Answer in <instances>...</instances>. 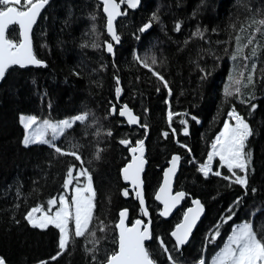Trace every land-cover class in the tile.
<instances>
[{
  "label": "trees",
  "instance_id": "trees-1",
  "mask_svg": "<svg viewBox=\"0 0 264 264\" xmlns=\"http://www.w3.org/2000/svg\"><path fill=\"white\" fill-rule=\"evenodd\" d=\"M250 6L264 8V0H250ZM122 7L127 14L120 20L131 19L136 23L137 30L129 35L118 28L121 40L112 56L104 46L110 37L100 0H50L32 31L35 54L47 66H13L5 80L0 82V256L5 258L7 264H41L42 261L49 264H94L92 256L86 251L93 247L89 242L91 238L86 240L84 237L75 238L69 250L52 261L50 258L58 251L59 230L52 225L47 229L33 228L24 218L32 207L45 206L46 209L50 198L65 194L71 201L74 187H62L65 171L70 163L77 164V167L80 165L70 156L54 157L46 146L24 147V128L20 123L23 113L39 119H61L89 113L88 119L83 124H74L66 131V138L62 137L58 144L66 150L70 144H79L78 154L92 175L95 208L89 230H94L99 240L97 261H105L108 254L118 250L116 225L122 209L129 210L130 223L144 217L140 202L124 184L121 171L131 159L130 148L136 145L137 140L146 139L149 162L144 176L146 192L154 189L152 186L160 173L162 176L171 156L161 161L159 147L166 142H161L158 125L154 124L152 115L153 103L162 95L165 87L158 83L148 88L135 81L136 97L144 103L141 109L137 100L128 98L126 78L134 79L131 74L140 71L135 55L148 59L156 57V53L162 49L168 51V64L175 71L167 80L172 87L191 88V79L196 74L202 75L200 68L211 72L206 80L194 83V100L182 105L183 112L176 119L178 134L186 140L191 152H174L181 157L175 189L184 191L186 198L180 209L181 216L169 234L194 199H200L205 207V215L191 242L183 247L179 256L181 264H195L207 243V234L214 231L221 217L230 215L228 209L236 198L243 196L239 185L229 187L228 181L212 174L205 179L197 170L200 164L206 162L211 144L233 107L255 133L249 138L246 149L251 150L249 168L254 171L249 173L248 195L244 196L238 208H233V220L221 227V234L215 243L207 244L205 255L210 260L237 223L251 220L258 232L264 226V213L258 204L259 198L264 195V178L257 177L254 163L255 142L259 141L264 149V82L258 81L255 86V99L252 101L258 105L255 111L251 110L250 105L241 103L238 97L231 98L230 103L226 101L223 90L233 62L224 55L226 45L216 43L228 40L230 24L245 18L243 8L237 7V0H141V5L136 8H130L127 4H122ZM153 13H157L160 22H153L147 31L139 32ZM177 23L181 25L179 32L175 31ZM197 25L201 29H208L205 39L210 43L192 37ZM16 27L11 26L8 34L18 39V31L14 30ZM185 40L190 41L186 47ZM93 44L99 47H93ZM209 49L222 59L216 61L209 54ZM117 76L122 88L118 99L115 91ZM112 105L116 106L117 111L123 105L130 106L141 117V123L148 125L146 138L145 129L131 127L119 117L118 112L109 115ZM145 109L148 111L145 112ZM196 112L202 113L203 127L209 125L207 129L192 123L190 115ZM181 119L187 120V125H181ZM184 127L188 128V135L184 134ZM109 130L111 136L107 135ZM121 139L130 140L131 145H121ZM98 149L102 150L99 160L95 159ZM151 149L154 150L153 157L150 155ZM218 166L216 164L214 169L228 174L226 168ZM86 180V177H80L74 181V185L82 186ZM253 188L256 189L254 193L251 191ZM124 189L129 190L127 197L122 194ZM146 200L153 223L151 244L155 238V218L160 220L164 229L176 213L171 219L163 220L160 217L161 207L154 198L152 202L149 198ZM101 221L104 231H100Z\"/></svg>",
  "mask_w": 264,
  "mask_h": 264
},
{
  "label": "snow or ice",
  "instance_id": "snow-or-ice-1",
  "mask_svg": "<svg viewBox=\"0 0 264 264\" xmlns=\"http://www.w3.org/2000/svg\"><path fill=\"white\" fill-rule=\"evenodd\" d=\"M100 2L102 11L106 14V31L110 36V41L119 44L121 37L116 31L114 20L118 16L127 14L119 10L120 6L121 4H127L130 8H136L140 0H119V3H117V0H100ZM49 3L50 0H0V82L5 80L6 74L13 66H19L21 68L47 66L33 52L31 33L41 11ZM237 7L243 8V12L246 13L245 18L243 20L237 19V22L230 24L231 33L228 40L216 41L217 44L226 45L223 49L224 55L228 56L233 62L232 69L228 75V83L223 90V95L229 103L231 102V98L238 97L241 103L250 105L251 110L255 111L258 107V105L252 103L255 99V86L258 81L264 82V8H252L250 6V0H237ZM153 22H160L157 13H153L149 22L142 25L138 31L141 33L147 31L152 27ZM12 25L17 26L14 30L18 31V39L8 34ZM180 29L181 25L177 23L175 25V31L179 32ZM213 31L216 30L213 29ZM207 32V28L201 29L197 25L196 31L191 35L193 38L210 43V41L205 39ZM136 38L139 39V36ZM110 41L104 42L105 50L114 56V44ZM189 43V40H185V47ZM92 46L99 47V45L95 44ZM229 46L232 48L231 51H229ZM209 54L216 61L222 59L221 56L216 55L210 49ZM134 59L151 71L152 75L163 84L168 90V94L171 95V89L168 88V81L165 80L160 72L151 67V65L157 63L155 56L151 57V65L147 58H141L139 55H135ZM197 67H199L198 63ZM199 70L202 73L200 77L202 81L211 75V72L204 68H200ZM76 74L79 75V73ZM115 79L118 85L115 89L118 99L122 88L119 86V77L117 76ZM157 91H159V88ZM147 111L145 109V112ZM115 114H117V108L115 105H112L109 110V115ZM118 114L121 117H127V123L139 125V127L145 129L146 138L148 125L141 123L140 118L133 115L132 110L127 105H123ZM179 115L178 113L172 112L169 106L166 117L170 127L173 122V117ZM88 116L89 113H82L71 119L60 121L41 120L39 124L37 116L35 115H22L20 117V122L26 130V134L22 140L24 147L28 148L34 145L46 146L51 149L54 157L70 156L75 161H78L80 165L77 167V164L70 163L65 171V179L62 187L67 189L69 186H73L77 194L71 197V204L69 203V199L63 195L53 197L47 201V210H45V206L32 207L24 218L33 228L47 229L49 225H52L59 230L58 251L55 256L50 258L52 261L57 260L67 252L75 238L84 237L86 240L91 238L89 242L93 244V247L87 248L86 251L92 256L94 264H159L157 260L153 259L152 253L146 246V242H150L153 239L150 228L151 221H148V224L144 226L143 230L140 229V226L144 224V221L140 219L135 221L134 228H126L123 217L126 215L127 210L121 211V219L116 226L119 229L117 241L118 250L108 254L105 261H97L96 254L99 250L97 247L99 240L96 239V232L89 230L93 221V211L95 208L93 202L95 193L92 186V175L84 167L85 161L78 154L79 144H70L67 150L58 144V141L62 137H65L67 130L71 129L77 122L83 124L88 119ZM227 116L234 123L228 121L224 123L223 130L212 144V151L207 156V161L200 164L197 170L203 174L205 179L211 173L216 177H221L225 181H228L229 187L233 184L239 185L243 190V196L236 198L228 209L230 215L221 217L214 231L207 234V243L195 264H264V226L258 232V230L254 229L251 220L235 225L219 251L210 260L205 255L207 244L215 243L221 234V227L233 220L235 216L233 208H238L244 196L248 195L249 173L250 171H254L249 168L251 150H246L249 138L255 134L254 130L247 120L235 110V107L227 113ZM191 119L197 120L194 116ZM179 123L181 125H187L188 121L181 119ZM37 124L38 126L33 128ZM183 132L185 135H188V128L184 127ZM107 135L111 136L112 132L109 130ZM162 135L167 138L169 132L166 131ZM172 135H176L175 128H172ZM119 143L125 146L131 145V141L128 139H121ZM181 146L186 148L189 153L191 152V149L187 145ZM100 151L102 150L98 149L95 154V159L97 160L100 159ZM130 151L133 154L139 152V155H134L132 162L122 169L123 179L131 182L132 191L135 192L136 198L143 205L145 201L143 199L141 173L146 164V160L144 159V139L137 140L136 146L131 147ZM215 157L219 158L221 162L220 167L227 169V175H224L220 170L213 171L212 163ZM180 160L181 157L179 155H173L171 157L169 162L170 167L165 173L164 185L159 189L160 194L155 197L156 200L163 203V210L160 213L161 216H168L179 201L186 196V193L183 191L176 192L174 195L170 194V177L174 175ZM191 162L195 163L194 160ZM74 172L76 173L75 175H73ZM80 177H86L87 186L83 191L92 193V196H82V189L78 185H74V181H78ZM251 191L254 193L256 189L253 188ZM122 194L127 197L129 190L124 189ZM58 203L59 207L53 212L52 209ZM193 203L196 205V208H189L183 216V221L177 224L175 229L170 233V236L174 238V243L171 248L164 242L162 237L156 238L160 254L164 256L166 264H181L179 256L182 255L183 247L188 243L192 229L195 227L203 210V206L199 200H194ZM72 206H74V211L70 210ZM36 213H40V215L37 216L35 215ZM145 215H148L146 209ZM70 222L73 225L71 229L69 227ZM100 223L102 225L100 231H104L103 222L101 221ZM0 264H7V261L2 256H0ZM41 264H49V262L42 261Z\"/></svg>",
  "mask_w": 264,
  "mask_h": 264
},
{
  "label": "rangeland",
  "instance_id": "rangeland-1",
  "mask_svg": "<svg viewBox=\"0 0 264 264\" xmlns=\"http://www.w3.org/2000/svg\"><path fill=\"white\" fill-rule=\"evenodd\" d=\"M118 28L123 29L129 35H133L135 33V31L137 30V25L135 22L131 21V19H126V20L121 19L117 22V29ZM168 54H169L168 51L165 49H162L160 51V53L157 52L156 53L157 63L155 65H151V58H148V62L151 65V67H153L156 71L160 72L164 76L165 80H168V78H171L172 75L175 74L174 69L172 67H170L168 64V58H169ZM138 66L140 68L139 69L140 71H138L137 74L136 73L131 74L135 78L134 79L129 78V77L126 78L127 93H128V98L131 97L132 100H134V99L137 100L138 106L141 107V109H143V106H144L143 101L141 99H139L138 97H136L137 96V94L135 93L136 89H137L136 83L142 85L143 87L150 88V87H153V86H155L161 82L154 75H152L151 71H149L148 69L143 67L140 63L138 64ZM196 75L197 76H194L191 79V88H188L187 86L181 87V86L177 85V86L172 87V86L168 85V88L171 89V95L168 94V90L165 88L162 95L159 98H156V100L153 103L152 120H153L154 124L156 123V125H158V132H159V137H160L161 142H166L164 145H161L159 147V152L161 153V155H160L161 161H163L165 158L170 157L171 154L174 152H181V151L187 150L186 148L181 146V145H187V142L185 139L181 138L178 134V126L176 124V119L178 116L173 117V122H172V125L170 127L169 123L167 121L166 113L169 110V106H170V109L172 112L180 114L181 112H183V110H182L183 106L182 105L187 101H193L194 100L195 93H196V87L194 86V83H198L201 81V79H200L201 76H199L200 74H196ZM135 81H136V83H135ZM79 114H82V113H79ZM22 115L23 116H29L32 114L23 113L20 115V117ZM76 115H78V114L70 115V116H67V117H64L61 119H39V118H37V119H38V124H39V122L41 120L60 121V120H64V119H71V118L75 117ZM192 116L196 117L197 120H192L191 119ZM190 119H191L192 123L198 124V125L203 127L202 113L196 112L194 114H191ZM143 120L145 121V119H143ZM226 121H228L230 123H234V121L229 120V117H227ZM38 124L34 125L33 128H36L38 126ZM21 125H22V123H21ZM208 127H209V125H206L203 128L207 129ZM172 128L176 129V135L175 136L172 135ZM222 130H223V127L221 128L219 133ZM166 131L169 132V136L167 138H165L162 135ZM219 133L215 136L213 143L216 140V137L219 135ZM25 134H26V130L24 128V136H25ZM155 137L156 136L153 137L154 144L156 142ZM177 141H179V143H177ZM212 144H211V148L209 150L208 155L212 151ZM255 145H256V148H255V162L254 163H255L256 168H257V177L258 178H262V177L264 178V149H263V147L259 141H256ZM149 151H150L151 157H153L154 156V150L151 149ZM216 164L219 165L218 167H220V165H221V162L219 161L218 157H215L213 160V163H212L213 171H216L214 169V166ZM160 177H161V173H160V175H158L155 184L152 186V187H154V189H152L153 191L158 186V184L160 182ZM86 186H87V180L83 183L82 186H79L82 189L81 195L84 197H90V196H92V193L83 191V189ZM152 190H147V198L150 199V202H152V199H153ZM94 193H95V190H94ZM76 195L77 194H76L75 190L73 189L72 197H74ZM63 196L68 198L65 194H63ZM93 202L95 205V195L93 197ZM69 203L71 204L70 200H69ZM258 204L261 205V211L264 213V195H261V197L259 198ZM58 207H59V204L56 205V208H58ZM56 208H54L52 211L54 212L56 210ZM70 210L74 211V206H72L70 208ZM35 215L39 216L40 213H36ZM180 216H181V210H179L176 213L175 217L171 220V222L169 224H167V227L164 229L161 228L160 220L158 218H155L156 231L154 230V233H155L154 242L151 244L148 243L147 247L149 248V251L152 253L153 259L157 260L159 262V264H166V260H165L164 256H162L160 254V249H159V246L157 244L156 238L162 237L164 242L171 248L174 241L170 237L169 230L173 227L175 222L179 220ZM155 217H157V216L155 215ZM71 224L72 223L70 222L69 227ZM238 224H240V223H237L235 225H238Z\"/></svg>",
  "mask_w": 264,
  "mask_h": 264
},
{
  "label": "water",
  "instance_id": "water-1",
  "mask_svg": "<svg viewBox=\"0 0 264 264\" xmlns=\"http://www.w3.org/2000/svg\"><path fill=\"white\" fill-rule=\"evenodd\" d=\"M117 3H119V0H117ZM140 5H141V0H140V3H139L138 6H140ZM138 6H137V7H138ZM45 8H46V7H45ZM45 8H44V9H45ZM44 9L41 11V14H42V12L44 11ZM119 10H120L121 12H123L122 4H121ZM41 14H40V16H41ZM105 15H106V14H105ZM40 16H39V17H40ZM39 17L37 18V21H38ZM121 17H122V16H118V17H116V19L114 20V26H115V28H116L117 33H118V30H117V22L119 21V19H120ZM35 25H36V24H35ZM35 25L33 26V29H34ZM12 26H14V25H12ZM33 29H32V31H33ZM108 35H109V34H108ZM109 37H110V36H109ZM31 39H32V33H31ZM112 42H113V44H114V50H115V47L118 46L120 43H119V44H115L114 41H112ZM32 48H33V52H34V54H35V51H34V44H33V39H32ZM107 53H108V52H107ZM109 54H110V53H109ZM35 55H36V54H35ZM112 56H113V55H112ZM37 58H38V57H37ZM38 59H40V58H38ZM40 60H41V59H40ZM42 61H43V60H42ZM44 62H45V61H44ZM32 67H37V66H32ZM127 106H128V105H127ZM128 108L131 109L133 115L138 116V117L140 118V121L142 122L141 117H140L139 115H137V114L134 112V110H133L130 106H128ZM120 109H121V108H120ZM120 109H119V110H120ZM119 110H118L117 112H119ZM118 115H119V114H118ZM119 117L127 123V120H128L127 117H121V116H119ZM128 125H130L131 127H138V126H139V125H134V124H129V123H128ZM144 141H145V143H146V139H145ZM135 146H136V145H134V146H132V147H135ZM130 154H131V159H130V161H129L127 164L131 163V162H132V159H133V156H134V155L138 156V155H139V152L133 154V153L130 151ZM147 154H148V151H147V146H146V144H145L144 159L146 160V164L144 165V170H143V172L141 173L143 199H144L145 203H144L143 205L140 204V205H141V208H142V210H143V215H144V217H143V218H139V219L144 221V224L140 226V229H141V230H143L144 226L148 224V221H149V220L151 221L150 228H151V234H152V236H153V223H152V220H151V213H150V211H149V209H148V206H147L146 191H145V180H144L145 171H146V168H147L148 165H149L148 159L146 158ZM173 155H179V156H180L179 153H175V154H173ZM173 155H172V156H173ZM172 156H171V157H172ZM171 157H170V159L167 161V165H166L165 169H164L163 172H162L161 182H160V185L158 186V188H157V190H156V192H155L154 199H155L156 195L160 194V193H159V189H160L161 187H163V185H164L165 173H166L167 169L170 167V163H169V162H170V160H171ZM127 164H126V165H127ZM126 165H125V166H126ZM125 166H124V167H125ZM124 167H123V168H124ZM180 168H181V161L179 162L178 167H177V169H176L174 175L170 177V194H172V195H174L176 192H180V191H176V189H175V182H176V178H177V176H178V174H179ZM121 175H122V180H123L124 184L127 185V186H129V190L132 191L131 182H130V181H125V180L123 179L122 171H121ZM183 192H184V191H183ZM185 198H186V196H185L182 200L179 201V203L176 205L175 208L172 209L171 213H170L168 216H161V215H160V217H161L163 220H169V219H171V218L175 215V213H177V212L181 209V207L183 206V203H184V201H185ZM194 200H199V201H200L201 205L203 206V210H202V212H201V214H200V216H199V219L197 220V222H196V224H195V227L192 229L191 235H190L189 240H188V243H187L186 245H188V244L191 242L192 237H193V234H194L196 228L198 227V225L200 224V222L202 221V219H203V217H204V215H205V207H204L203 203L201 202V200H200V199H194ZM194 200H193V201H194ZM155 201H156V203L161 207V210H160V213H161V211L163 210V203H162L161 201H159V200H156V199H155ZM189 208L195 209V208H196V205L192 202V205L189 206V207L185 210L184 214L187 212V210H188ZM145 209L147 210L148 215H145ZM122 210H127L126 215L123 217L125 227H126V228H129V229L134 228V227H135V221H136V220H135L134 222L130 223V212H129V210H128V209H122ZM122 210H121V211H122ZM121 211H120V213H121ZM183 216H184V215H183ZM120 219H121V216H120V214H119V221H120ZM137 220H138V219H137ZM119 221H118L117 225L119 224ZM182 221H183V217H182V219H181V221H180L179 223H181ZM179 223H178V224H179ZM117 225H116V226H117ZM176 225H177V224H176ZM174 229H175V227L173 228V230H174ZM173 230H172V231H173ZM117 231H118V234H119V229H118V228H117ZM172 231H171V232H172ZM172 239H173V241H174V238H172ZM151 241H152V240H151ZM148 243H149V242H146V246H147Z\"/></svg>",
  "mask_w": 264,
  "mask_h": 264
},
{
  "label": "flooded vegetation",
  "instance_id": "flooded-vegetation-1",
  "mask_svg": "<svg viewBox=\"0 0 264 264\" xmlns=\"http://www.w3.org/2000/svg\"><path fill=\"white\" fill-rule=\"evenodd\" d=\"M160 185V184H159ZM131 191V190H130ZM146 191V189H145ZM134 192V191H133ZM154 192V195H155V192H156V189L153 191ZM135 193V192H134ZM154 195H153V198H154ZM146 199H147V192H146ZM155 200V199H154ZM156 202V201H155Z\"/></svg>",
  "mask_w": 264,
  "mask_h": 264
},
{
  "label": "bare ground",
  "instance_id": "bare-ground-1",
  "mask_svg": "<svg viewBox=\"0 0 264 264\" xmlns=\"http://www.w3.org/2000/svg\"><path fill=\"white\" fill-rule=\"evenodd\" d=\"M150 50V49H149ZM150 52V51H149ZM153 52V51H152ZM155 53V52H154Z\"/></svg>",
  "mask_w": 264,
  "mask_h": 264
}]
</instances>
